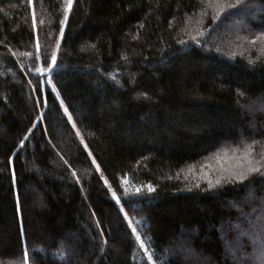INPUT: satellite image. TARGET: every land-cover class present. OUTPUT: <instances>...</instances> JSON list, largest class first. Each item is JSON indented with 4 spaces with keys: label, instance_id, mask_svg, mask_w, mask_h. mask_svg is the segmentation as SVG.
<instances>
[{
    "label": "trees",
    "instance_id": "16d2710c",
    "mask_svg": "<svg viewBox=\"0 0 264 264\" xmlns=\"http://www.w3.org/2000/svg\"><path fill=\"white\" fill-rule=\"evenodd\" d=\"M230 4L0 0V264H263L264 178L207 184L264 145V0Z\"/></svg>",
    "mask_w": 264,
    "mask_h": 264
},
{
    "label": "snow or ice",
    "instance_id": "6c2138e0",
    "mask_svg": "<svg viewBox=\"0 0 264 264\" xmlns=\"http://www.w3.org/2000/svg\"><path fill=\"white\" fill-rule=\"evenodd\" d=\"M31 2L32 0H29V3ZM239 6H242V0H236V4L228 5L229 8H237ZM66 8L68 11L72 10L73 0H66ZM230 14L231 13H226V15H230ZM66 19L67 16H65V20ZM63 23L64 21H61V24ZM33 26H35L34 12H33ZM60 35L63 36V28H61ZM197 43H199V41H197ZM37 48H39L38 44H37ZM57 48H59V44H57ZM56 59H57L56 55L53 54L51 57L52 65L56 64ZM125 59L127 58L125 57ZM142 95H147V94L143 93ZM20 143L23 144L24 141L21 140ZM257 145H261V142L257 140H252L251 143H244L242 149L241 148L234 149L232 159L236 161V164L231 168H221L220 173L215 177V179L209 178L207 181L208 189L209 190L222 189L225 187V185L243 186L248 191V195L250 197L253 196L256 180L259 178H264V145H261V150L259 151V153L255 151ZM237 153H239V155H237ZM257 156L259 157V159H257ZM216 159L219 160L221 159V157L217 155ZM97 168H99V165H97ZM13 176H14V172H13ZM105 183H107V181H105ZM262 183H264V181H262ZM198 186L199 184H197V187ZM148 190L153 191L154 189L151 186H149ZM137 192H139V189H137ZM115 195L116 194L113 193V196ZM117 199L119 198L117 197ZM241 215H243V213H241ZM233 228L237 230L238 243L240 242L241 238L249 236V231L248 229L243 227L242 222L238 221L236 224L233 225ZM261 243H264V238L261 239ZM23 259L25 264H29L30 256L27 248L24 249ZM241 264H244V262L241 261Z\"/></svg>",
    "mask_w": 264,
    "mask_h": 264
},
{
    "label": "rangeland",
    "instance_id": "374dc122",
    "mask_svg": "<svg viewBox=\"0 0 264 264\" xmlns=\"http://www.w3.org/2000/svg\"><path fill=\"white\" fill-rule=\"evenodd\" d=\"M254 106H256V107H263L264 108V103H254ZM237 155H239V153H237ZM232 156H233V151L231 150V152L229 153V160H230V162H232V164H233V166L236 164V161L234 160V159H232ZM117 199V198H116ZM118 200V199H117ZM128 220L130 221L131 219L128 217ZM134 226V225H133ZM132 226V227H133ZM136 235H137V232H136ZM138 245H139V247L141 248V249H143L145 252H146V254H148L147 253V249H146V247H145V245H144V243L142 242V240L141 239H139L138 240ZM257 261H259V262H261V263H263L264 264V253H263V255H261L259 258H257L256 259ZM151 262H152V264H154V262L151 260Z\"/></svg>",
    "mask_w": 264,
    "mask_h": 264
}]
</instances>
